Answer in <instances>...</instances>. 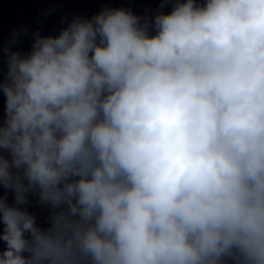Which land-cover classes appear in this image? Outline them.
Instances as JSON below:
<instances>
[{"label": "clouds", "instance_id": "1", "mask_svg": "<svg viewBox=\"0 0 264 264\" xmlns=\"http://www.w3.org/2000/svg\"><path fill=\"white\" fill-rule=\"evenodd\" d=\"M160 10L0 46V264H264V0Z\"/></svg>", "mask_w": 264, "mask_h": 264}, {"label": "water", "instance_id": "2", "mask_svg": "<svg viewBox=\"0 0 264 264\" xmlns=\"http://www.w3.org/2000/svg\"><path fill=\"white\" fill-rule=\"evenodd\" d=\"M161 0H0V46L10 47L11 51L27 55L34 43V33L39 31L41 36H58L62 30L75 18L91 19L104 9H127L141 18L154 21L160 14ZM203 3V0H197ZM173 4H167L162 10L170 14ZM23 29H27L25 33ZM20 35L13 43V33ZM150 35H155L152 27ZM8 61L6 54H0V79L6 80ZM5 100L0 95V121L5 118ZM0 195H5L9 205L15 204L14 193L0 189ZM29 203L20 207L26 208L36 216L37 226L42 229L50 227L48 218L51 214L49 207L38 204V195H29ZM30 238V237H26ZM6 245L0 241V250Z\"/></svg>", "mask_w": 264, "mask_h": 264}]
</instances>
